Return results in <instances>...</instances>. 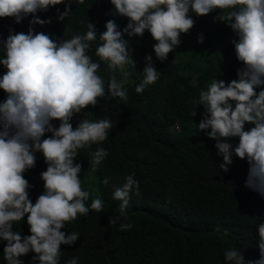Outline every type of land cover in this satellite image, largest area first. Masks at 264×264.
Returning a JSON list of instances; mask_svg holds the SVG:
<instances>
[{
    "label": "trees",
    "instance_id": "trees-1",
    "mask_svg": "<svg viewBox=\"0 0 264 264\" xmlns=\"http://www.w3.org/2000/svg\"><path fill=\"white\" fill-rule=\"evenodd\" d=\"M65 3L36 13L41 19L50 17L51 23L36 24L35 31L50 34L57 41L68 40L85 34L87 24L94 23L97 38L87 54L93 62L100 63L97 74L104 80L106 92L95 107L82 109L70 122L75 128L85 119H109L113 127L105 141L78 149L75 162L82 164L80 178L82 189L91 193L85 201L90 210L87 215L78 214L61 229L79 233V239L73 245L61 244L59 264H67L73 257L78 258V264H232L224 253L233 248L243 254L246 264H254L260 258L258 225L264 222V196L245 186L250 167L247 159L234 154L225 172L220 168L223 157L217 154L216 141L198 129L206 112L199 104L200 92L207 90L214 79H238V70L244 66L237 59L233 43L239 39L237 33L226 21L214 20L231 10L216 9L207 15L190 11L194 26L180 35L185 46H176L164 61L156 57L153 46L157 41L148 30L143 36L129 37L125 33L136 62V66H125L126 77L119 69L116 71L127 89L125 101L107 94L110 71L95 53L106 22L115 20L118 30L123 31L129 19L113 15L110 0H72L69 15L60 21L57 9L64 11ZM32 19V14L19 23L14 17H0V60L6 58L4 41L10 30L27 33ZM201 34L202 43L198 42ZM147 54L159 78L137 93L144 70L139 62ZM6 71L0 64V78ZM6 98L7 93L0 89V102ZM51 123L58 127L60 121L54 119ZM175 125L181 127V134L172 133ZM253 126L246 124L245 130ZM51 135L46 132L43 138ZM238 140L234 137L228 142L235 146ZM100 147L109 154L94 172L88 153ZM34 154L35 167L23 173L31 185L28 191L33 203L44 192L41 172L48 166L42 152ZM132 173L139 181V195L131 194L126 217L112 225L109 217L119 215L120 204L113 192ZM105 177H110L107 185L103 183ZM97 196L103 201L101 212L90 208ZM121 223L132 227L121 230ZM217 226L219 232L215 230ZM13 231L31 235L27 214L22 221L13 223ZM6 243L0 238V264H7L3 256ZM35 255L29 252L20 259L24 264H39L32 259Z\"/></svg>",
    "mask_w": 264,
    "mask_h": 264
},
{
    "label": "clouds",
    "instance_id": "clouds-1",
    "mask_svg": "<svg viewBox=\"0 0 264 264\" xmlns=\"http://www.w3.org/2000/svg\"><path fill=\"white\" fill-rule=\"evenodd\" d=\"M110 2L114 5L112 14L125 16L129 22L120 31L115 20H108L106 31L99 33L101 43L95 54L110 71L107 94L125 101L127 89L116 71L119 69L126 77L125 66H136L125 33L129 37L143 36L148 30L157 41L153 46L156 57L164 61L181 43V33H188L194 26L190 11L207 15L216 9L231 10L214 20L226 21L237 33L239 39L233 43L237 59L244 66L238 70V79H214L207 90L200 92L199 104L204 105L206 112L198 129L216 141L217 154L223 157L220 168L225 172L234 154L247 159L250 167L245 186L264 196V0ZM61 3L65 0H0V17H14L19 23L33 15L27 33L10 30L4 41L6 58L0 60L7 69L0 78V89L7 93L0 102V238L7 241L3 250L7 264H24L20 257L29 252L37 254L32 259L39 264H59L61 244L73 245L79 239V233L61 230L66 222L77 219L78 214L87 215L90 210L85 201L91 193L82 189L80 178L82 164L75 162L78 149L105 141L113 127L109 119H85L75 128L70 122L82 109L95 107L106 92L105 82L97 74L100 63L93 62L87 54L97 38L94 23L87 24L85 34L68 40L57 41L50 34L35 31L34 25L51 23L50 17L41 19L36 13ZM71 3L72 0L65 3L64 11L57 9L60 21L69 15ZM198 42H203L202 34ZM146 61L137 93L159 78L151 55ZM257 88L261 90L257 92ZM54 119L60 121L58 127L51 123ZM246 124L254 126L245 130ZM46 132L52 135L43 138ZM234 137L239 138L235 146L228 142ZM35 152L43 153L48 166L41 172L44 192L33 203L28 191L31 185L23 173L35 167ZM108 154L103 147L89 151L92 171L98 170ZM109 180L105 177L103 183L107 185ZM139 191L135 173L115 188L113 198L120 201L119 215L109 217L110 224L126 217L131 194L139 195ZM90 208L103 211L102 199L93 198ZM26 214L31 235L22 236L13 231V223L22 221ZM131 227L129 223L120 224L121 230ZM215 230L219 232L220 227ZM258 235L260 258L254 264H264V222L258 225ZM224 256L232 264H246L243 254L234 248L226 250ZM67 264H78V258L73 257Z\"/></svg>",
    "mask_w": 264,
    "mask_h": 264
},
{
    "label": "rangeland",
    "instance_id": "rangeland-1",
    "mask_svg": "<svg viewBox=\"0 0 264 264\" xmlns=\"http://www.w3.org/2000/svg\"><path fill=\"white\" fill-rule=\"evenodd\" d=\"M184 46H185V41H181V43L178 45L179 48H182V47H184ZM147 56H149V54L144 55V56L142 57V59L140 60V62H139V64H140L141 67H143V68H145V65H146V63H147V61H146V57H147ZM172 133H173L174 135H179V134H181V133H182V129H181V127H180L179 125H175V126H173V127H172Z\"/></svg>",
    "mask_w": 264,
    "mask_h": 264
}]
</instances>
